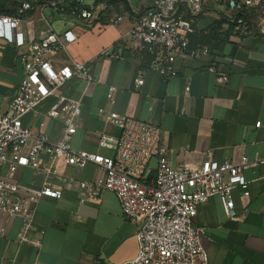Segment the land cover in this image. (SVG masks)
<instances>
[{
  "label": "crops",
  "instance_id": "crops-1",
  "mask_svg": "<svg viewBox=\"0 0 264 264\" xmlns=\"http://www.w3.org/2000/svg\"><path fill=\"white\" fill-rule=\"evenodd\" d=\"M49 1L0 0V17H19L13 35L21 31L25 39L24 46L18 47L0 37V114L19 91L24 76L21 54L31 50L43 31L72 30L76 40L58 48L51 56L53 63L60 67L70 59L87 62L95 78L84 95V83L78 77L59 89L68 98L82 99L78 129L71 142L74 149L113 156V150L98 144L100 133L121 134L119 127L105 119V114L112 113L161 127L162 144L175 167L201 164L206 151L217 162L238 163L244 156L264 159V38L235 35L233 25H227L231 11L224 2L208 0L195 23L196 34H207L219 26V33L210 41L211 53L178 58L174 62L177 74L164 79L155 69V56L140 51L132 33L136 20L154 0H65L57 7ZM25 2L32 8L23 10ZM76 5L84 9L97 6L96 18L77 19L71 13ZM180 12L187 16L188 7L182 5ZM114 14L125 19L109 24L108 17ZM219 73L228 75L226 83H217ZM140 74L144 84L136 87L135 78ZM111 86L116 87L114 102L107 97ZM55 101L56 95L49 96L22 118L24 126L47 133L53 141L60 137L62 122L48 117L46 111ZM40 120L44 122L41 128L37 126ZM42 159L48 161L46 156ZM157 165L153 158L150 169L154 172ZM54 166L61 177L73 180L91 181L102 175L92 163L80 168L58 159ZM244 176L249 195L241 188L232 191L236 219L229 217L219 195L198 208L195 223L201 228L200 240L209 264H264V162L246 169ZM17 179L36 188L47 181L62 196L43 197L37 204L32 234L45 230L41 247L19 243L22 219L0 211V228L5 229L0 236V264H120L136 256L138 225L124 216L114 192H104L98 203L81 204L74 181L67 184L58 177L46 178L30 167L20 168Z\"/></svg>",
  "mask_w": 264,
  "mask_h": 264
},
{
  "label": "built area",
  "instance_id": "built-area-1",
  "mask_svg": "<svg viewBox=\"0 0 264 264\" xmlns=\"http://www.w3.org/2000/svg\"><path fill=\"white\" fill-rule=\"evenodd\" d=\"M64 1L51 0L49 4L57 7ZM207 1L154 0L153 6L136 20L132 33L139 41V49L155 56V69L164 79L177 74L174 62L178 58L195 59L211 53L207 44L192 46L190 42V36L196 33L195 23ZM213 1L224 2L231 11L227 25H233L235 35L253 34L264 38V0ZM182 5L188 7L187 16L180 12ZM22 8L31 9L32 4L25 2ZM71 13L79 20L92 21L98 7L84 9L76 5ZM124 19L125 16L114 14L107 22L118 24ZM19 25V17H0V37L18 47L24 46L23 32L13 35V28H19ZM76 38L72 30L41 32V38L30 45L31 50L21 54L24 76L19 91L7 110L0 114V211L22 219L18 242L41 247L45 230L39 229L32 234L37 204L43 197L62 196V191L47 181L37 188L21 184L17 179L18 170L30 167L46 178L58 177L67 184L74 181L81 204L100 202L106 191L116 194L124 216L138 225L137 254L120 264H209L200 240L201 228L195 223L199 206L211 196L219 195L229 217L236 219L232 191L241 188L249 195V182L244 171L263 163L264 159L250 160L244 156L238 163L231 160L217 162L212 160L211 151H206L201 164L175 167L170 164L168 149L162 144L161 127L150 121L112 113L105 114V119L119 127L121 134L100 133L98 144L113 150V156L74 149L71 142L78 129L82 99L68 98L60 94L59 89L66 81L78 77L84 83V95L95 78L87 62L70 59L55 67L51 56ZM103 53L107 54V51ZM228 79V75L222 73L216 77L217 83H226ZM143 84L144 76L140 74L135 78V86ZM115 91L116 87L111 86L107 94L111 102H114ZM189 91L190 82L185 94ZM51 95H56V101L46 115L62 122L61 134L56 141L45 132L24 126L22 121L25 114L36 110ZM100 112L104 114V110ZM43 125V120L37 124L39 128ZM43 156L48 160L46 163ZM153 158L158 160L154 172L150 169ZM58 159L80 168L92 163L102 175L91 181L61 177L54 166ZM4 233L5 229L0 228V236Z\"/></svg>",
  "mask_w": 264,
  "mask_h": 264
},
{
  "label": "trees",
  "instance_id": "trees-1",
  "mask_svg": "<svg viewBox=\"0 0 264 264\" xmlns=\"http://www.w3.org/2000/svg\"><path fill=\"white\" fill-rule=\"evenodd\" d=\"M217 33H219V26L212 28L207 34L195 33L190 36L191 45L194 46L196 44H207L210 50H212V46H210V41L214 38V36H216Z\"/></svg>",
  "mask_w": 264,
  "mask_h": 264
},
{
  "label": "rangeland",
  "instance_id": "rangeland-1",
  "mask_svg": "<svg viewBox=\"0 0 264 264\" xmlns=\"http://www.w3.org/2000/svg\"><path fill=\"white\" fill-rule=\"evenodd\" d=\"M153 163H154V162L151 163V166H153ZM151 166H150V167H151Z\"/></svg>",
  "mask_w": 264,
  "mask_h": 264
}]
</instances>
